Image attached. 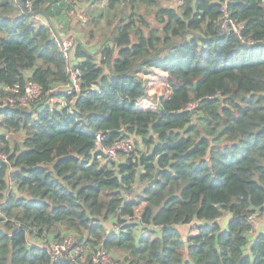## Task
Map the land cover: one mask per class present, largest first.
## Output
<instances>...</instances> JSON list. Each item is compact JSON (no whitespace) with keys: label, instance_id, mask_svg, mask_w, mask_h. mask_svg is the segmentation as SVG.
<instances>
[{"label":"trees","instance_id":"obj_1","mask_svg":"<svg viewBox=\"0 0 264 264\" xmlns=\"http://www.w3.org/2000/svg\"><path fill=\"white\" fill-rule=\"evenodd\" d=\"M64 1L0 0V264H74L46 248L62 232L88 262L103 246L115 264H264V0H106L99 48L73 39L70 93L37 17ZM155 69L168 95L141 109ZM28 80L41 95L10 103ZM98 134L135 149L103 163Z\"/></svg>","mask_w":264,"mask_h":264},{"label":"built area","instance_id":"obj_2","mask_svg":"<svg viewBox=\"0 0 264 264\" xmlns=\"http://www.w3.org/2000/svg\"><path fill=\"white\" fill-rule=\"evenodd\" d=\"M26 7L28 9H31V3L27 1ZM241 26L236 21L234 22L232 19L229 18V14L227 11H225L221 17V29L231 28L233 30H237ZM51 35L56 41L58 47L60 48L61 52L64 54V56L67 58L69 55V50L72 49L74 41L72 39L63 38L61 35L56 32L54 29L51 30ZM70 65V66H69ZM69 65H67V71L71 73L72 76V84L70 87H67V93H70L72 91L78 92L79 91V80L78 75L79 72L74 70L76 67L72 63V57L70 56ZM166 83V82H165ZM167 86V83H166ZM168 88V86H167ZM148 90L149 88L146 87ZM14 92L17 93L18 89L15 88ZM41 86L37 84L36 82L32 80H28L25 84V87L22 89V92L19 95H16L14 97H8V101L10 103H19L21 105H26L27 101L29 99H33L41 95ZM149 93V92H148ZM150 94V93H149ZM145 101L153 100L152 97H147L143 99ZM62 101V102H61ZM49 102L51 104H64V99H60L56 96L49 97ZM195 106V103H189L185 110H192ZM101 136L98 134L96 136V146L93 152H96L99 156V159L103 160H113L117 161V157L121 153H130L133 149V141L132 137H122L118 138L114 141H112L109 144H101ZM1 158H4L5 155L0 154ZM264 208V205H263ZM251 222L254 221V218H250ZM196 229H191V233H195ZM51 258L53 260H57L61 256L65 255L67 258L70 259V261L74 264H115L113 260L110 258V255L108 252L103 248V246H100L95 254L91 257V259L87 260V252L86 249L83 247L82 244L78 243L75 239V237L67 233L63 235L62 237L58 238L57 240H49L46 246ZM107 256L108 260H101L102 257Z\"/></svg>","mask_w":264,"mask_h":264},{"label":"rangeland","instance_id":"obj_3","mask_svg":"<svg viewBox=\"0 0 264 264\" xmlns=\"http://www.w3.org/2000/svg\"><path fill=\"white\" fill-rule=\"evenodd\" d=\"M67 2H72L69 5H63V13H60L61 11L59 10V12L57 11V19L60 23H58V26H61L66 33H73V34H69L66 35V33H64V31L62 29H59V31H62L61 33V37L63 38H68V39H79V37L84 40L85 42L90 40V42L86 43L87 45L90 46V50L94 51V49H98L100 42L102 40V36L105 32H103V29L100 30V28H105L106 26V18L108 13V10L106 9L105 6H102L100 4H98L97 6H94V8H96V12H94V9H92V14L89 13V10L91 7L89 4L88 0H80V1H67ZM70 5H74V7H72V10L70 12V14L68 13V11L70 10ZM89 6V7H88ZM60 13V14H58ZM38 19L40 21H44L45 17L41 16V15H37ZM52 29H54V27H52ZM55 30V29H54ZM56 31V30H55ZM57 32V31H56ZM75 34V36H74ZM94 42H97L96 45L94 44ZM72 50V49H71ZM70 51V50H69ZM68 51V52H69ZM69 61H70V56L68 55L67 57V65H69ZM70 66V65H69ZM165 76L161 73L160 70L155 69L153 71H144L142 73H140V79L142 81V83L145 85V87H148L149 89L147 91V93L151 96V97H156V96H167L168 95V91L169 89L166 86V80H165ZM62 102V101H61ZM152 100H140L138 103V107H140L141 109H149L150 107L153 106L154 103H152ZM22 135L20 133H13L11 134V139L12 140H17L20 142ZM132 137V141H134V137ZM132 149H135V143L132 146ZM132 150V151H133ZM124 154V153H122ZM121 159V154L118 155L117 157V161ZM103 160V159H102ZM107 162L110 163L111 161L109 159L103 160V163ZM106 224V223H105ZM108 226V225H107ZM189 225H184L181 227V233L183 235H186L189 228ZM261 229V228H259ZM68 232H62L60 234L59 237H62L63 235L67 234ZM27 239L30 241H33L34 239L32 238V236L27 235ZM43 240V239H41ZM53 240V239H51ZM58 239H54V241ZM38 243L39 240H36ZM45 241V240H44ZM49 242V240H48ZM47 244V243H46ZM113 255V253H112ZM101 260H105L107 261L108 258L107 256H104L101 258Z\"/></svg>","mask_w":264,"mask_h":264},{"label":"crops","instance_id":"obj_4","mask_svg":"<svg viewBox=\"0 0 264 264\" xmlns=\"http://www.w3.org/2000/svg\"><path fill=\"white\" fill-rule=\"evenodd\" d=\"M75 1H80V0H74L73 2H75ZM89 1V4H90V6L91 7H89L90 8V10H89V13L90 14H92V13H94V12H96V8H94V6H97L98 4H100V5H102V6H105L106 7V9L107 10H109L108 11V15H107V17L110 15V13H111V10L107 7V5H106V0H88ZM65 3H64V5H66V3H68L67 1H64ZM72 7H74V5H70V10L68 11V13L70 14V12H71V10H72ZM92 9H94V12H92ZM52 14L50 15V19L48 18H46L45 16V20L43 21V22H45V23H49V24H51L52 25V27H54V29L61 35L62 33V31H59V29H62L63 31H64V33H66V31L61 27V26H58V23H60L59 21H58V19H57V3L55 4V5H53V7H52ZM60 11H61V9H59ZM73 11V10H72ZM59 12V11H58ZM64 11H63V9H62V11L60 12V13H63ZM60 13H58V14H60ZM43 16V15H42ZM69 34H73V33H66V35H69ZM74 36H75V34H74ZM81 37V36H80ZM79 37V38H80ZM97 42H94V44H96ZM152 104V103H151ZM260 227H262V222H261V220L260 219H257L256 220V230L257 229H259ZM182 230V229H181Z\"/></svg>","mask_w":264,"mask_h":264},{"label":"water","instance_id":"obj_5","mask_svg":"<svg viewBox=\"0 0 264 264\" xmlns=\"http://www.w3.org/2000/svg\"><path fill=\"white\" fill-rule=\"evenodd\" d=\"M158 172H159V169L157 168V169L155 170V173H154V175H153V178L150 179V181L148 182V185H149V186L154 185L155 181H156L157 178H158ZM230 217H231V215L228 214V215L222 220V226H223V227L226 226V224H227V222H228V219H229Z\"/></svg>","mask_w":264,"mask_h":264}]
</instances>
